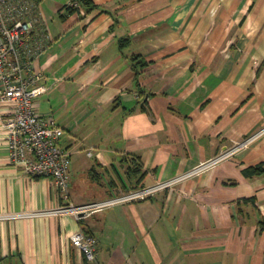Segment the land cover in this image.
Instances as JSON below:
<instances>
[{"label": "crops", "instance_id": "crops-1", "mask_svg": "<svg viewBox=\"0 0 264 264\" xmlns=\"http://www.w3.org/2000/svg\"><path fill=\"white\" fill-rule=\"evenodd\" d=\"M80 19L43 0L50 36L35 61L50 89L35 99L72 153L69 197L9 161L0 122V216L52 211L185 173L264 130V0H94ZM107 10V11H103ZM52 13V15H51ZM149 64L139 79L132 56ZM91 152V154H90ZM264 131L214 167L102 211L0 220V264H264ZM254 198V199H253ZM97 240L95 260L72 242Z\"/></svg>", "mask_w": 264, "mask_h": 264}, {"label": "built area", "instance_id": "built-area-1", "mask_svg": "<svg viewBox=\"0 0 264 264\" xmlns=\"http://www.w3.org/2000/svg\"><path fill=\"white\" fill-rule=\"evenodd\" d=\"M45 29V20L37 0H0V122L9 148L10 163L31 176L52 178L60 195L68 199L72 153L61 146L63 128L52 115L41 116L35 109L36 97L50 89L42 70L35 67L36 59L48 47L50 36L48 33L40 36L39 33ZM263 131L200 162L185 173L153 185L131 189L104 200L80 205L67 202L52 211L2 215L1 218L32 217L49 212H72L80 217L118 203L145 199L230 158ZM71 238L88 259H96L97 240L93 235L79 231Z\"/></svg>", "mask_w": 264, "mask_h": 264}, {"label": "trees", "instance_id": "trees-1", "mask_svg": "<svg viewBox=\"0 0 264 264\" xmlns=\"http://www.w3.org/2000/svg\"><path fill=\"white\" fill-rule=\"evenodd\" d=\"M41 3L43 0H37ZM98 4L94 0H71L69 4L64 5L59 10V16L62 19H66L73 14L80 15V19H83L86 15L90 14L93 10L98 8ZM107 11V10H103ZM133 68L136 71V78L139 79V75L142 74V69L145 68L149 61L146 60L142 54H135L132 56ZM122 161L127 165L126 174L134 181L133 187L131 189H137L142 179L146 175L144 170V165L140 157L136 155L125 156ZM264 173V163H260L254 166H250L244 169V174L246 176H254L257 174ZM254 199V198H253ZM264 224V221H261Z\"/></svg>", "mask_w": 264, "mask_h": 264}, {"label": "rangeland", "instance_id": "rangeland-1", "mask_svg": "<svg viewBox=\"0 0 264 264\" xmlns=\"http://www.w3.org/2000/svg\"><path fill=\"white\" fill-rule=\"evenodd\" d=\"M51 15H52V13H51ZM6 216H9V215H11V214H5ZM7 218H11V217H7ZM1 219H3V218H1V216H0V220Z\"/></svg>", "mask_w": 264, "mask_h": 264}]
</instances>
